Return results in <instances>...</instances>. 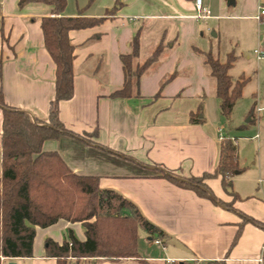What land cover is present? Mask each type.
<instances>
[{
    "label": "crops",
    "instance_id": "1",
    "mask_svg": "<svg viewBox=\"0 0 264 264\" xmlns=\"http://www.w3.org/2000/svg\"><path fill=\"white\" fill-rule=\"evenodd\" d=\"M87 1L66 0L62 11L64 16H74L81 10L85 16L103 19L96 25L68 31L74 46L73 93L59 101L58 116L75 132L96 128L94 140L125 157L68 135L45 140L42 148L58 151L74 172L98 176L101 188L118 191L167 233L165 241L156 242L138 231L141 257L163 259L160 264L185 259L264 264V226L243 222L232 243L241 213L264 224V158H256L249 168L240 164L237 153L242 171L231 178V190L237 195L232 209L176 185L161 173L169 170L190 176L212 172L219 160V129L236 145L228 124L221 123L214 80L193 47L211 51L220 59L223 21L261 22L264 16L257 19L256 15L264 0H201L202 12L195 0H93L86 6ZM52 15L51 6L40 1L25 0L19 5V0H0V92L6 105L38 120L47 119L54 92L55 65L40 29V18ZM136 32V61L143 62L159 45L161 50L140 77L139 96L110 97L122 86L120 54L131 51ZM258 48L264 51V45ZM256 76L259 81L260 74ZM200 103L198 116L202 115L203 121L192 123L190 115ZM215 106L218 112L212 118L210 112ZM1 121L0 106V132ZM206 182L216 197L232 200L219 177ZM68 228L84 239L81 222L59 219L47 227L36 226L32 256L4 258L1 264H55L54 257L44 255V238L60 243ZM140 236L148 241L145 253L140 248ZM152 243L162 246L150 250ZM101 264L117 262L104 260Z\"/></svg>",
    "mask_w": 264,
    "mask_h": 264
},
{
    "label": "trees",
    "instance_id": "2",
    "mask_svg": "<svg viewBox=\"0 0 264 264\" xmlns=\"http://www.w3.org/2000/svg\"><path fill=\"white\" fill-rule=\"evenodd\" d=\"M25 0H19L22 5ZM51 6L52 16L40 18L43 44L55 65L54 92L49 101L46 120L32 119L28 112L8 106L0 92L2 121L0 132V264L4 258L30 257L35 228L47 227L59 219L81 222L84 239H79L71 228L66 230L64 239L58 243L46 236L43 241L44 255L54 257L55 264H79L81 259L94 264L106 260L117 262L133 259L137 264H156L143 258L138 252V231L142 229L152 240L164 241L167 233L147 219L139 207L110 188H101L98 176L74 172L56 150H44L47 139L62 135L75 137L108 152L124 156L94 140L97 129L75 132L67 128L58 116V103L69 99L73 93V49L68 37L71 29L90 27L103 17L85 16L80 10L74 16H64L62 11L66 0H36ZM93 0H88V6ZM113 10H107L111 13ZM138 32L132 39L129 53L120 54L123 83L113 90L110 97L139 96L140 77L145 69L157 58L161 46L143 61H136L138 55ZM193 50L202 56L207 73L215 83V96L219 99L220 113L229 118L235 102L241 97L247 81L243 75L233 79L230 70L236 55L227 54L226 60L214 57L211 51ZM253 108L250 111L254 120ZM201 103L190 115V122L203 121ZM242 171L239 165L236 145L230 137H223L220 143L219 160L212 172L201 175L182 176L169 170L161 171L162 176L176 185L194 191L214 203L232 209L237 197L229 187L231 178ZM219 177L222 188L232 195L229 202L216 197L206 179ZM241 221L233 238L235 242L243 222L250 221L264 226L259 220L241 213ZM88 264V263H87ZM166 264V263H165ZM167 264H224L222 260H172Z\"/></svg>",
    "mask_w": 264,
    "mask_h": 264
},
{
    "label": "rangeland",
    "instance_id": "3",
    "mask_svg": "<svg viewBox=\"0 0 264 264\" xmlns=\"http://www.w3.org/2000/svg\"><path fill=\"white\" fill-rule=\"evenodd\" d=\"M220 31L221 61L226 60L224 53H234L236 59L230 74L233 79L243 75L247 77V81L242 89L241 97L235 102L230 117L226 118L221 113L218 114L222 118V125L227 123L229 126L228 132L236 142V151L239 154V159H241L240 164L250 168L256 158H264V112L260 113L259 116L256 115L254 120L247 121L254 102L259 100L262 104L264 103V60L259 62L255 55L254 57L252 55L253 47L258 48V45L260 47L264 45V18L261 22L251 19L225 20L221 24ZM247 55H250L249 59L246 58ZM257 73L260 74L259 81H257ZM214 108L210 112L212 118L213 116L216 117V112H218L217 107ZM229 187L234 189L232 182ZM142 232L143 230L139 229V233ZM139 241L141 242L140 248L145 253L149 249L148 241L141 240V236ZM151 245L150 250H156L157 247L161 248L162 243L159 246L154 243ZM102 261L96 264H101ZM134 261L120 260L117 261V264H137ZM159 261L161 262L163 259ZM159 261L156 260L155 263L160 264ZM83 262L94 264L92 261Z\"/></svg>",
    "mask_w": 264,
    "mask_h": 264
},
{
    "label": "built area",
    "instance_id": "4",
    "mask_svg": "<svg viewBox=\"0 0 264 264\" xmlns=\"http://www.w3.org/2000/svg\"><path fill=\"white\" fill-rule=\"evenodd\" d=\"M195 4H196V7L198 8L199 11H204L205 9L202 8L200 6L201 4V0H195ZM260 16H264V6H261L260 7V10H259V13L258 15H256V18H260ZM254 55L256 57V59H262L264 58V51H262L260 48H255L254 50ZM254 112L255 114L258 116L260 113H263L264 112V103H260L259 100H256L255 101V104H254ZM219 138L222 139L223 138V133H222V130L219 129ZM156 242H158V240H156ZM82 260V263H79V264H85L83 261L85 260L84 258L81 259Z\"/></svg>",
    "mask_w": 264,
    "mask_h": 264
},
{
    "label": "water",
    "instance_id": "5",
    "mask_svg": "<svg viewBox=\"0 0 264 264\" xmlns=\"http://www.w3.org/2000/svg\"><path fill=\"white\" fill-rule=\"evenodd\" d=\"M250 119V117L247 118V121ZM10 264H14V263H10Z\"/></svg>",
    "mask_w": 264,
    "mask_h": 264
}]
</instances>
